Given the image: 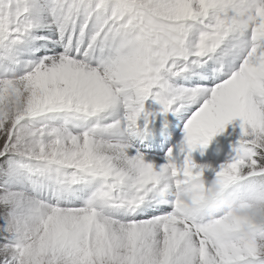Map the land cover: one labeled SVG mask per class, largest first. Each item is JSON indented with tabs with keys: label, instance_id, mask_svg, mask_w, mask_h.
Returning a JSON list of instances; mask_svg holds the SVG:
<instances>
[{
	"label": "snow or ice",
	"instance_id": "6c2138e0",
	"mask_svg": "<svg viewBox=\"0 0 264 264\" xmlns=\"http://www.w3.org/2000/svg\"><path fill=\"white\" fill-rule=\"evenodd\" d=\"M0 264H264V0H0Z\"/></svg>",
	"mask_w": 264,
	"mask_h": 264
}]
</instances>
